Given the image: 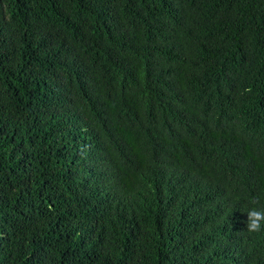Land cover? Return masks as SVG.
<instances>
[{
	"label": "trees",
	"instance_id": "obj_1",
	"mask_svg": "<svg viewBox=\"0 0 264 264\" xmlns=\"http://www.w3.org/2000/svg\"><path fill=\"white\" fill-rule=\"evenodd\" d=\"M264 0H0V264H264Z\"/></svg>",
	"mask_w": 264,
	"mask_h": 264
},
{
	"label": "clouds",
	"instance_id": "obj_2",
	"mask_svg": "<svg viewBox=\"0 0 264 264\" xmlns=\"http://www.w3.org/2000/svg\"><path fill=\"white\" fill-rule=\"evenodd\" d=\"M246 228L250 232L264 231V208L249 207Z\"/></svg>",
	"mask_w": 264,
	"mask_h": 264
}]
</instances>
